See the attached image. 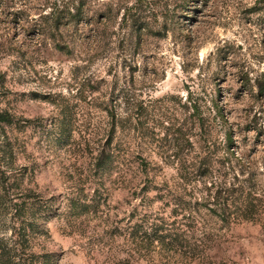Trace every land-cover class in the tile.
<instances>
[{
    "label": "rangeland",
    "instance_id": "rangeland-1",
    "mask_svg": "<svg viewBox=\"0 0 264 264\" xmlns=\"http://www.w3.org/2000/svg\"><path fill=\"white\" fill-rule=\"evenodd\" d=\"M255 2L0 0V108L13 118L0 125V236L9 198L31 191L52 209L31 243L47 264H264V5ZM134 105L137 135L124 118ZM109 139L122 164L94 171L91 155ZM205 147L206 161L241 157L236 175L249 178L236 185L256 205L221 211L197 199L180 220L197 228L194 250L134 246L135 221L168 222L171 197L186 206L206 181L221 183L217 171L179 178ZM91 196L87 211L68 206Z\"/></svg>",
    "mask_w": 264,
    "mask_h": 264
},
{
    "label": "trees",
    "instance_id": "trees-1",
    "mask_svg": "<svg viewBox=\"0 0 264 264\" xmlns=\"http://www.w3.org/2000/svg\"><path fill=\"white\" fill-rule=\"evenodd\" d=\"M261 3L264 5V0H256L255 2ZM260 8L251 9V11H258ZM57 17V16H55ZM187 100L186 109L192 110L190 117L196 112V107L194 102ZM138 106L134 105L129 114H126L124 117L130 124V130L134 131L135 134H138V125L142 123L138 118ZM110 125L111 128L115 127V119L113 115H110ZM13 123V118L9 112L5 109L0 108V125H11ZM174 125V124H172ZM197 128V127H196ZM174 133L179 134V130L172 129ZM172 131V132H173ZM173 133V134H174ZM172 134V133H171ZM164 136L169 135L164 133ZM192 134L186 136L187 144L189 145L188 139ZM111 138V136H110ZM166 139V137L164 138ZM110 140H108L106 146H102L99 149H94V153L91 155V166L96 170H101L102 172H110L117 165L122 164V157L125 154H120L119 151L114 147L110 146ZM209 152L208 147L201 149V155L195 156L193 161H188L187 164L184 162V166L180 167L179 178L181 180L185 179L189 174L197 177L195 180L198 181V178L205 177L210 175L212 172L217 171L218 176L221 177V183L214 185L211 181H206L208 186L204 187V190H197L202 193L204 191V196H192L194 199L191 203L190 200H187L184 206L176 197H171V203L173 208L170 209V214L172 219L168 222L162 218H153V219H141L138 222H134L131 228L126 232L129 240L134 246L142 247L143 242L149 245H159L162 248L168 250L171 249L173 252H176L180 247L186 248L189 250H194L197 246L196 239L192 243L188 239L192 237L194 231H197L195 225L186 227L184 223L180 220L183 217L190 219V214L187 213L193 210L195 204L198 203L197 199L208 200L211 199V204L216 205V209L225 211L230 208L233 210H238L242 212L250 211L256 204L255 201L257 198L252 197L249 193H244L239 191L237 182L247 181V178L243 180L238 179L239 177L236 173H242L245 169V162L241 161V157H235L233 161L227 155L225 157L220 156L217 160L211 159L204 160ZM174 155V153H173ZM196 157H199L196 160ZM185 158V157H184ZM192 158V156L190 157ZM186 161V159H184ZM214 163H217V167H214ZM200 167H205L204 170H200ZM145 172V170H143ZM213 175V174H212ZM6 178L0 183V199L2 196H8V193L4 187ZM186 181V179H185ZM188 183V182H187ZM214 185V186H213ZM211 186L214 190L211 189ZM239 192L238 196L234 199H231L233 193ZM16 196L9 198V226L7 227L9 235L7 237L0 236V264H47L49 259L45 254H38L31 250V243L33 238L40 235L43 231L44 222L52 215V209L50 204L46 201H42L40 198L31 192L23 196L21 199L14 200ZM84 198L81 202L74 200L73 198L68 199V206L71 208L78 207L80 211H87L88 207L93 203L98 204L93 196L88 200ZM236 199V200H235ZM237 201V202H234ZM193 204V205H192ZM204 205V204H203ZM175 207V208H174ZM215 209H211L214 212ZM186 212V214H183ZM177 216L179 218L177 219ZM192 218V217H191ZM186 227V228H184ZM25 250L27 252H25ZM184 251V250H183ZM26 253V254H24ZM182 254V252H181Z\"/></svg>",
    "mask_w": 264,
    "mask_h": 264
}]
</instances>
